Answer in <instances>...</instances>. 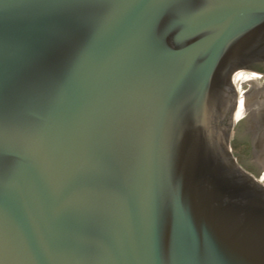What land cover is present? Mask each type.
Segmentation results:
<instances>
[{
	"label": "water",
	"instance_id": "obj_1",
	"mask_svg": "<svg viewBox=\"0 0 264 264\" xmlns=\"http://www.w3.org/2000/svg\"><path fill=\"white\" fill-rule=\"evenodd\" d=\"M242 71L264 0H0V264H264Z\"/></svg>",
	"mask_w": 264,
	"mask_h": 264
},
{
	"label": "rangeland",
	"instance_id": "obj_2",
	"mask_svg": "<svg viewBox=\"0 0 264 264\" xmlns=\"http://www.w3.org/2000/svg\"><path fill=\"white\" fill-rule=\"evenodd\" d=\"M261 78L264 79L263 77H261ZM243 87H245V86H243ZM245 89L238 91V97L240 96L241 92L244 91ZM240 123H241V120L238 119L237 122L235 123L233 129H232V132H231L230 147H231L232 153L234 154L238 163L246 171H248L249 173H251L255 177L259 178L260 170L258 169L256 164L247 167L246 163H245V160H253L252 152H251L250 139H247L246 141L244 139H240V140H237V142H236L237 138L234 137V135L237 131H241L239 129L241 126V125H239ZM263 182H264V180H263Z\"/></svg>",
	"mask_w": 264,
	"mask_h": 264
},
{
	"label": "bare ground",
	"instance_id": "obj_3",
	"mask_svg": "<svg viewBox=\"0 0 264 264\" xmlns=\"http://www.w3.org/2000/svg\"><path fill=\"white\" fill-rule=\"evenodd\" d=\"M255 78H261V76L259 74L246 73L245 71H242L241 73H239L237 76L234 77L233 84H234L236 90L238 91L239 88H243V86H245V85H241L243 82H245L246 80L255 79ZM242 94H243V91L241 92L240 96ZM233 117H235V112H234V116Z\"/></svg>",
	"mask_w": 264,
	"mask_h": 264
}]
</instances>
